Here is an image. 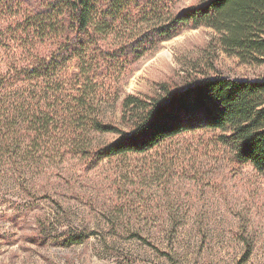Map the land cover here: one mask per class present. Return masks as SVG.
<instances>
[{"label":"rangeland","instance_id":"obj_1","mask_svg":"<svg viewBox=\"0 0 264 264\" xmlns=\"http://www.w3.org/2000/svg\"><path fill=\"white\" fill-rule=\"evenodd\" d=\"M199 1L136 0L100 48L129 44ZM218 40L210 28L185 29L125 68L102 66L89 77L101 119L125 128L128 96L264 79V66L241 64ZM91 134L95 147L117 139ZM219 135L190 132L105 160L63 149L25 181L0 177V264H264V179L236 163Z\"/></svg>","mask_w":264,"mask_h":264},{"label":"trees","instance_id":"obj_2","mask_svg":"<svg viewBox=\"0 0 264 264\" xmlns=\"http://www.w3.org/2000/svg\"><path fill=\"white\" fill-rule=\"evenodd\" d=\"M135 1L0 0L1 178L25 181L32 168L50 160L46 155L57 153L56 159L63 149L105 160L210 131L221 134L236 163L264 179V79L217 77L149 99L128 96L123 129L101 119L89 82L102 66L125 68L128 59L200 27L214 30L222 50L241 64L264 66V0H200L152 33L102 50L100 42ZM91 133L117 139L95 147Z\"/></svg>","mask_w":264,"mask_h":264}]
</instances>
